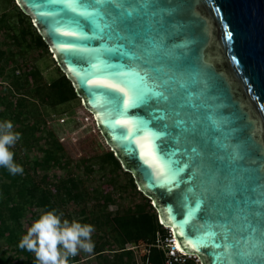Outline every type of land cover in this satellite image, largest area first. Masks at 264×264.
<instances>
[{"label":"water","instance_id":"obj_1","mask_svg":"<svg viewBox=\"0 0 264 264\" xmlns=\"http://www.w3.org/2000/svg\"><path fill=\"white\" fill-rule=\"evenodd\" d=\"M17 2L122 167L151 199L161 224L201 264H229L219 259L223 247L194 245L213 231L222 242L225 224L230 227L249 211L247 203L239 206L242 198L253 201L252 212L264 213V0H122L120 6L135 13L131 23L144 35L137 40L121 32L125 39L92 41L60 34L70 29L59 23L67 17L58 0ZM84 31L92 35L87 25ZM102 47L113 53L104 60L119 66L129 80L137 74L152 86H159L161 78L173 81L172 107L185 121L184 131L174 126L177 117L164 103L153 101L117 116L109 97L114 94H107L112 90L87 83L110 79L103 74V62L89 58L90 50ZM182 102L187 106L180 109ZM153 113L165 116L150 125L161 136V152L168 150L184 166L183 182L176 186L157 179L139 155L137 137L125 139L124 126L114 122L127 118L135 126L137 117L150 120ZM239 238L230 234V241ZM257 264L264 261L257 258Z\"/></svg>","mask_w":264,"mask_h":264},{"label":"rangeland","instance_id":"obj_2","mask_svg":"<svg viewBox=\"0 0 264 264\" xmlns=\"http://www.w3.org/2000/svg\"><path fill=\"white\" fill-rule=\"evenodd\" d=\"M29 20L30 28L39 32L31 19ZM26 26L27 18L17 0H0V122L10 120L14 124V131L23 132V137L21 135V139L11 147L14 159L22 162L27 168V173L37 180L44 175H49L50 181H54L55 176L74 174L88 193L94 190L103 193L104 197L101 194V197L99 196V203L102 213L107 216L124 213L129 209L134 211L139 206L147 208L146 203L153 207L151 199L139 190L135 181V188L131 186L130 174L121 164L119 169L107 162L101 167L103 153L111 151V148L97 127L92 113L84 106L77 93L74 99L57 106L41 104V109L45 108L46 112L43 115L45 124L41 125L39 130L30 129L32 118L18 113L20 110L17 105L22 95H9L12 86L7 76L11 78L15 75L18 87L22 89L26 86L23 78L26 67H33L40 72L43 85H48L64 73L50 48L35 47L33 42L27 45L20 41V30ZM14 35H17V38ZM29 82L34 87V80ZM25 125H29L28 129ZM52 141L57 142L63 149L64 154L60 158L63 167L51 160L48 164L42 162L44 154L57 147ZM33 157L39 162L35 167L32 163ZM93 203V196L90 195L87 202L81 205L67 200L63 208L64 219L71 222L77 221L80 216L91 217L89 210ZM82 210L84 213H81ZM90 223L95 228L91 236L94 245H103L104 250L100 255L94 254V250L91 253L81 250L78 255L71 257L72 260L77 259L71 264H122L116 253V236L112 229L95 221ZM161 227L166 232L165 226ZM162 233L160 235H163ZM144 248L145 241H139L137 245L127 242L123 250H129L131 258L129 260L125 254L122 260L128 261V264H141L139 256L144 254ZM0 255L5 256L6 264H35L36 260L35 255L31 254L30 260L26 261V255L17 252L12 245H5L3 241L0 242Z\"/></svg>","mask_w":264,"mask_h":264},{"label":"trees","instance_id":"obj_3","mask_svg":"<svg viewBox=\"0 0 264 264\" xmlns=\"http://www.w3.org/2000/svg\"><path fill=\"white\" fill-rule=\"evenodd\" d=\"M22 13L24 12L22 11ZM24 15L27 18L28 26L20 30V41L25 42L27 45L33 42L35 47L49 48L48 43L44 41L42 35L30 28V15L26 13ZM14 37L17 38V35H14ZM6 78L9 79L10 86H12L9 89V95L14 96L17 93L22 95L17 105V108L20 110L18 113L33 119L30 129H34V131L39 130V127L45 124V116L43 115H45L44 113L46 111L45 108L41 109V104L57 106L76 97L73 82L67 78L65 73L52 80L48 85H43L41 83L40 72L33 67H26L23 73L26 86L22 89L18 87L19 84L16 82L17 77L15 75H12L11 78L8 76ZM31 79L35 82L34 87L30 85L29 81ZM25 126L28 129L29 125ZM21 134L23 137V132ZM55 144L57 147L54 150L47 151L43 156L42 162L48 164L51 160L57 162L59 167H63L64 164L60 162V158L64 154L63 149L57 142ZM111 151L103 153L101 167L103 163L107 162L117 169L121 168L120 161L113 155L114 152L112 153ZM14 162L23 167V174L12 175L7 168L0 166V242L3 241L5 245H12L17 252H22L27 256L26 261H29L31 254L34 253L21 249L18 245L22 236L27 233L32 223L41 214L53 209L58 214L62 213V219H64L65 209L63 208H65L64 204L67 200H72L78 205H81L87 202V197L90 195L94 199V203L89 210L91 217L85 216L81 218L80 216L77 221L82 224H89L95 221L101 226L110 227L116 236L117 248L115 249L118 250L116 253L122 264L129 263L128 261L122 260L125 254L129 260L131 258L130 251L123 250L125 244L127 242H133L134 245H137L139 241H146L153 244L148 248L149 252L144 256V259L148 258L150 264H164V251L157 247L156 243L160 233L163 232L162 234L164 235L166 232L163 231L157 212L151 204L146 203L147 208L138 205L139 207L134 211L129 209L124 213H115L112 216H107L102 213V208L99 203V200H101L99 196L100 194L103 196V193H98L96 190L88 193L81 186V181L75 178L74 174L69 173V175L55 176L54 181H50L49 175H44L37 180L27 173V168L22 162L16 161L15 159ZM32 163L34 167L39 164L36 157H33ZM126 172L130 174L131 186L135 188V179L132 173L127 170ZM81 213H84V210ZM93 250L94 254L98 253L100 255L104 250L103 245H95ZM75 261L77 259L72 260L69 257V264ZM6 262L7 259L5 256L0 255V264H6ZM186 264L201 263L190 259Z\"/></svg>","mask_w":264,"mask_h":264},{"label":"snow or ice","instance_id":"obj_4","mask_svg":"<svg viewBox=\"0 0 264 264\" xmlns=\"http://www.w3.org/2000/svg\"><path fill=\"white\" fill-rule=\"evenodd\" d=\"M58 2L64 6L62 11L67 17L66 20H61L59 23L66 24L70 29L60 32L61 35L77 36L80 41H92L96 38L105 40L113 37L125 39L120 35L121 32H127L137 40L144 35L142 31H137L131 23L135 13L120 6L122 0H58ZM85 25L88 26L92 35H88L84 31ZM57 30L59 31V29ZM70 46L69 44L62 45L65 48ZM112 54L109 49L103 47L90 50L89 58L102 61L103 74L109 76L110 79L89 80L87 83L112 90L107 94H114L109 97L117 116H125L126 112L131 109L147 106L153 101L158 104L164 103L170 106L173 115L177 117L174 126L184 131L185 121L180 118V112L172 107L173 97L176 95L175 90L171 87L173 81L161 78L159 86H152L146 84L145 80L137 74H135V79L129 80V74H125L119 66L104 60V57ZM155 72L159 73L158 70ZM126 80L129 83H125ZM185 106L187 105L182 102L178 108L183 109ZM163 119L165 116L153 113L150 120L137 117L135 126L127 118L115 119L114 122L124 126L125 130L122 132V136L125 139L131 140L137 137L134 143L139 146V155L144 163L155 169L157 179H163L170 186H176L183 182L181 176L184 166L181 162L173 159L172 153L168 150L161 152V145L158 143L161 136L159 133H153L150 127L153 120L159 122ZM164 129L166 132L167 125H164ZM192 151L195 152L196 149L193 148ZM245 203L249 205V211L246 214H240L238 221L233 222L230 227L225 224L226 231L222 234V242L216 241L217 235L221 234L213 231L207 236L201 237L200 242L194 247H223L225 251L219 256V259L228 261L229 264H257V258L264 261V213L251 211L253 204L251 199L242 198L239 201V206L243 207ZM232 232L238 233L240 238L230 241ZM209 240H211V244Z\"/></svg>","mask_w":264,"mask_h":264},{"label":"clouds","instance_id":"obj_5","mask_svg":"<svg viewBox=\"0 0 264 264\" xmlns=\"http://www.w3.org/2000/svg\"><path fill=\"white\" fill-rule=\"evenodd\" d=\"M21 135L14 131L12 121L0 122V166L7 168L12 175L23 174V167L14 162V153L10 150ZM62 216L55 209L47 211L22 236L18 246L34 253L36 264H69V257H75L81 250L93 251L95 245L91 236L94 226L76 220L70 222Z\"/></svg>","mask_w":264,"mask_h":264},{"label":"built area","instance_id":"obj_6","mask_svg":"<svg viewBox=\"0 0 264 264\" xmlns=\"http://www.w3.org/2000/svg\"><path fill=\"white\" fill-rule=\"evenodd\" d=\"M165 229L166 233L163 235V237L162 235H160V237L158 236L156 243L157 247L164 251V264H186L190 259L200 263V260L196 254L187 253L182 248L177 247L175 245L174 233L169 227H165ZM152 245L153 244L145 241L144 254L139 256L141 264H150L148 258L144 259V256L149 252L148 248Z\"/></svg>","mask_w":264,"mask_h":264},{"label":"bare ground","instance_id":"obj_7","mask_svg":"<svg viewBox=\"0 0 264 264\" xmlns=\"http://www.w3.org/2000/svg\"><path fill=\"white\" fill-rule=\"evenodd\" d=\"M175 245H176L177 247L181 248L179 242H178L177 239H176V237H175Z\"/></svg>","mask_w":264,"mask_h":264}]
</instances>
